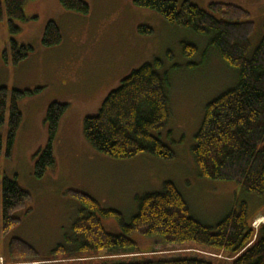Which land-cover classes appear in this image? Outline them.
<instances>
[{
	"label": "rangeland",
	"instance_id": "374dc122",
	"mask_svg": "<svg viewBox=\"0 0 264 264\" xmlns=\"http://www.w3.org/2000/svg\"><path fill=\"white\" fill-rule=\"evenodd\" d=\"M85 1L89 5L86 14L64 8L59 0H31L24 7L26 20L16 21L21 29L18 33L10 32L6 12L0 21V87L9 89V100L14 90L33 92L18 99L23 121L10 156L8 110L5 122L0 123V182L5 177L16 179L31 194L27 205L15 213L19 225L1 232L0 264H16L10 257L13 238L25 240L42 256L21 259L25 262L19 264L76 263L63 255L47 258L66 235H73L80 204L71 190L87 193L101 206L117 209L130 219L138 195L160 190L165 181H173L201 221L213 225L246 202L252 226L257 229L262 223L258 219L264 217V194L249 193L235 181L201 177L191 154L206 105L238 82V71L220 57L211 36L171 23L159 12L137 6L135 0ZM189 1L207 11L213 2L249 11L255 25L249 54L264 38V0ZM49 21H55L61 30L58 45L42 42ZM11 40L33 48L19 64H13L11 57L9 62L4 58ZM185 45L196 50L187 55ZM157 59L160 71L168 76L171 112L161 138L173 148L175 158L141 153L119 159L94 149L84 134L85 118L99 112L124 77ZM53 102L67 103L69 108L53 145L56 163L38 177L35 156L48 143L45 117ZM100 218L108 232L121 233L114 218ZM130 239L143 255H210L195 244L166 246L161 237L140 232H133ZM44 258L47 260L41 261Z\"/></svg>",
	"mask_w": 264,
	"mask_h": 264
},
{
	"label": "trees",
	"instance_id": "16d2710c",
	"mask_svg": "<svg viewBox=\"0 0 264 264\" xmlns=\"http://www.w3.org/2000/svg\"><path fill=\"white\" fill-rule=\"evenodd\" d=\"M29 1L0 2V21L6 12L11 33L21 30L16 21L26 20L24 7ZM59 1L68 10L89 12L85 0ZM135 4L159 12L171 23L211 36V44L220 57L238 71V82L206 105L191 154L201 177L235 181L249 193L264 194V38L249 54L255 30L249 11L223 2L211 3L210 11L189 0H135ZM143 31L152 30L143 28ZM61 41L59 26L49 21L43 44L54 46ZM194 50L193 46L185 45L187 55ZM31 52L32 46L11 40L4 58L9 62L11 57L13 64H19ZM160 68L161 61L157 59L133 70L108 94L99 112L85 118L84 134L94 149L119 159L141 153L175 158L173 148L161 138L171 112L168 76ZM28 93L33 92L14 90L9 100V89L0 87V123L5 122L9 111V156L23 121L18 99ZM68 108L69 104L61 102L48 106L45 122L49 140L35 156L38 177L44 176L56 163L53 145ZM168 135L171 137L170 133ZM70 192L80 204L78 217L72 225L73 235H66L48 259L63 255L75 259L74 264H264V222L257 229L252 226L246 202L211 225L192 214L187 199L173 181H165L160 190L138 195L137 209L130 219L117 209L101 206L87 193ZM30 200L31 194L16 179L5 177L0 182V235L19 225L20 218L15 213ZM100 217L114 218L121 233L108 232ZM133 232L159 236L166 246L195 244L210 255H143L130 239ZM9 247L10 257L16 264L25 262L21 259L42 258L23 239L13 238ZM102 255L107 257L101 258Z\"/></svg>",
	"mask_w": 264,
	"mask_h": 264
},
{
	"label": "bare ground",
	"instance_id": "6f19581e",
	"mask_svg": "<svg viewBox=\"0 0 264 264\" xmlns=\"http://www.w3.org/2000/svg\"><path fill=\"white\" fill-rule=\"evenodd\" d=\"M215 26V25H214ZM218 44V43H217ZM259 222H264V217H260V219H258Z\"/></svg>",
	"mask_w": 264,
	"mask_h": 264
}]
</instances>
